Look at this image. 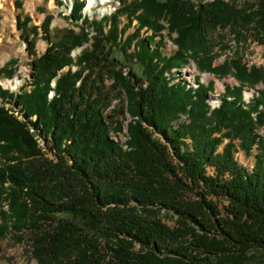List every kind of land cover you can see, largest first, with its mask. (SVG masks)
<instances>
[{"label":"trees","instance_id":"trees-1","mask_svg":"<svg viewBox=\"0 0 264 264\" xmlns=\"http://www.w3.org/2000/svg\"><path fill=\"white\" fill-rule=\"evenodd\" d=\"M119 1L104 24L90 23L92 36L83 19L40 55L38 28L26 33L31 19L17 18L31 79L19 92L0 87V243L37 264L264 259V72L241 59L213 65L227 36L264 44V0ZM83 6L75 0L71 20ZM41 27L47 40L50 20ZM191 63L239 86L214 99L213 82L183 78ZM107 79L125 97L126 127L107 113Z\"/></svg>","mask_w":264,"mask_h":264},{"label":"rangeland","instance_id":"rangeland-1","mask_svg":"<svg viewBox=\"0 0 264 264\" xmlns=\"http://www.w3.org/2000/svg\"><path fill=\"white\" fill-rule=\"evenodd\" d=\"M65 1L66 3H64ZM69 2L70 0H7L5 8H0V87L3 90L17 92L24 87L26 81L31 79V67L29 62L32 57H30L29 52L27 51L28 43L25 41L26 38L23 35V31L17 27V18L19 17L20 20H23L25 17H29L31 19L26 27V33H29L32 27L38 28V36H36L34 40L36 43L35 51L36 54H41L44 53L50 45L49 42H58L61 36L68 31L79 33L80 27H83L82 21L71 20L68 7L65 8V4L67 6ZM116 6H118V2L116 3ZM97 18L99 19L100 16L94 17V20ZM46 19L50 20V30L47 34V40L44 39V33L41 27ZM121 21V27L128 23L125 16L121 18ZM90 22L91 21L88 20L89 24ZM100 22L104 24L106 21L104 19ZM134 26H136V23L133 24V27L127 32V34L132 33L135 30ZM88 32L90 34L89 37L94 34L91 24L88 26ZM163 34L166 39L162 51L166 55H171L176 50V47L172 43L173 38L167 37L166 31ZM31 38H33V35H30L29 39ZM159 40L160 38L158 37L156 42ZM91 43L92 41L84 44L82 47H77L74 52L71 53V56L74 59H77L85 49L90 48ZM215 54L217 55V58L214 61V66H220L233 59H241L242 63L248 68H257L264 72V44H258L254 40H248L246 42L236 41L227 36L223 44L215 48ZM116 56L122 59L121 56ZM8 68H11L13 71L10 78L7 73H4L3 71ZM77 69L78 68L74 67V70ZM67 70L68 68L64 71ZM182 75L190 84H194L195 77L199 75L201 77V82L205 84L213 82L215 86L213 96L215 97H211L214 99H217V96L225 92V85L239 86V83L230 77L221 80L209 73L200 74L194 63L187 66L186 69L183 70ZM112 83V80H106V92L112 95V105L107 113L109 114V118L122 122L126 127L130 121V116L126 113L127 104L125 97L118 96L119 89L114 92L111 90ZM258 89H264V84H260ZM254 92V90H249V88L246 87V98H253L254 94H256ZM215 102L217 101H212V104H215ZM259 134L264 136V130L260 131ZM120 137L123 141L126 140V129H124ZM235 158L241 166H244L249 170L253 167V157L247 156L243 151L239 150L235 154ZM169 223L173 225L171 221ZM259 258L260 257H254L252 260L245 262L242 261V264H264V259ZM0 264L37 263L24 254L22 246H14L7 242H2L0 243Z\"/></svg>","mask_w":264,"mask_h":264},{"label":"bare ground","instance_id":"bare-ground-1","mask_svg":"<svg viewBox=\"0 0 264 264\" xmlns=\"http://www.w3.org/2000/svg\"><path fill=\"white\" fill-rule=\"evenodd\" d=\"M108 1V6L106 5ZM118 2V6H116V3ZM7 3V0H0V8H5V5ZM72 0H70L68 6V11L70 12L72 9ZM121 7V3L118 0H86V6L83 10L84 17H89L90 20H93L94 17H99L98 20H101L103 18L111 17L116 12L113 11L111 8H114V10H118ZM119 7V8H118ZM53 87H55V84H52ZM10 91V90H9ZM19 91V90H18ZM17 91V92H18ZM11 92V91H10ZM53 92L50 94V96H53Z\"/></svg>","mask_w":264,"mask_h":264},{"label":"built area","instance_id":"built-area-1","mask_svg":"<svg viewBox=\"0 0 264 264\" xmlns=\"http://www.w3.org/2000/svg\"><path fill=\"white\" fill-rule=\"evenodd\" d=\"M106 5L108 6V1H107V4H106ZM111 9H112L113 11H115V12L117 11V10H114V8H111Z\"/></svg>","mask_w":264,"mask_h":264},{"label":"crops","instance_id":"crops-1","mask_svg":"<svg viewBox=\"0 0 264 264\" xmlns=\"http://www.w3.org/2000/svg\"><path fill=\"white\" fill-rule=\"evenodd\" d=\"M42 54V53H41ZM40 55V54H39Z\"/></svg>","mask_w":264,"mask_h":264}]
</instances>
